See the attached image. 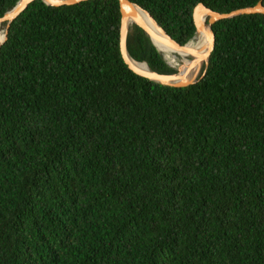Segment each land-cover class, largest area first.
I'll list each match as a JSON object with an SVG mask.
<instances>
[{
	"label": "trees",
	"instance_id": "16d2710c",
	"mask_svg": "<svg viewBox=\"0 0 264 264\" xmlns=\"http://www.w3.org/2000/svg\"><path fill=\"white\" fill-rule=\"evenodd\" d=\"M130 1L185 44L196 4L259 0ZM120 23L118 0H34L7 28L0 264H264V15L214 22L184 87L130 70ZM126 49L175 72L134 23Z\"/></svg>",
	"mask_w": 264,
	"mask_h": 264
},
{
	"label": "water",
	"instance_id": "95a60500",
	"mask_svg": "<svg viewBox=\"0 0 264 264\" xmlns=\"http://www.w3.org/2000/svg\"><path fill=\"white\" fill-rule=\"evenodd\" d=\"M34 0H17L15 5L7 12H5L0 17V24L2 22H6L5 29L2 33V39L0 40V45L6 39L7 28L11 21L15 19L31 2ZM47 5L51 6H61V5H73L79 3L81 1L86 0H41ZM119 9L121 13V23H120V53L130 70H132L135 74L147 78L150 81L168 85L173 87H184L196 82L203 74L208 64V59L210 53L214 46V34L211 29V25L221 19L225 18H232L234 16L243 15V14H253V13H260L264 15V5L262 4L261 0H259L253 6H246L242 8H238L232 10L227 13H220L217 11H213L212 9L206 7L203 3H198L193 8L192 17L193 22L195 25V31L190 39L185 44H179L175 40H173L165 31L164 29L153 19V17L140 6L132 3L130 0H118ZM137 10L141 11L147 20L153 25L154 29L148 27L138 16ZM134 23L138 25L140 28L144 30V32L149 37L152 44L155 46L161 57L163 58L158 46L156 45L155 41H158L164 46L170 47L172 49H183L186 50L187 43L197 34L203 32L207 39V47L204 54L200 55L199 59L203 62V71L201 75L192 79L186 80L184 77H181L179 74L178 68L175 69L173 73H158L153 71L149 68L145 61H136L134 60L127 52L126 49V34L128 30V26ZM164 60V58H163ZM165 61V60H164ZM166 62V61H165ZM145 64V68H140L135 66L134 64ZM167 63V62H166ZM168 64V63H167ZM169 65V64H168ZM171 67V65H169ZM173 68V67H172Z\"/></svg>",
	"mask_w": 264,
	"mask_h": 264
},
{
	"label": "bare ground",
	"instance_id": "6f19581e",
	"mask_svg": "<svg viewBox=\"0 0 264 264\" xmlns=\"http://www.w3.org/2000/svg\"><path fill=\"white\" fill-rule=\"evenodd\" d=\"M139 18L151 29L155 30L153 25L147 20L145 15L137 10ZM2 39V33L0 31V40ZM162 56L167 62L174 68H178L181 77L186 80H192L196 78L202 68L203 62L199 59L200 55L204 54L207 47V39L203 32L195 35L186 45V50L172 49L164 46L158 41H155ZM137 67L145 68V64H134Z\"/></svg>",
	"mask_w": 264,
	"mask_h": 264
},
{
	"label": "rangeland",
	"instance_id": "374dc122",
	"mask_svg": "<svg viewBox=\"0 0 264 264\" xmlns=\"http://www.w3.org/2000/svg\"><path fill=\"white\" fill-rule=\"evenodd\" d=\"M0 31H1V33H3V28L2 27H0ZM164 58V57H163ZM164 60L167 62V60L164 58ZM168 63V62H167ZM169 64V63H168ZM170 65V64H169ZM203 66V65H202ZM171 67H173V66H171ZM174 68V67H173ZM174 69H176V68H174Z\"/></svg>",
	"mask_w": 264,
	"mask_h": 264
}]
</instances>
